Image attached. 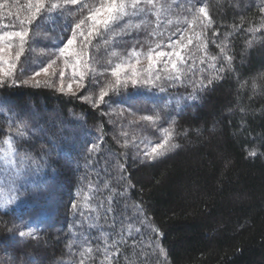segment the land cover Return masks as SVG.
<instances>
[{
	"label": "trees",
	"instance_id": "trees-1",
	"mask_svg": "<svg viewBox=\"0 0 264 264\" xmlns=\"http://www.w3.org/2000/svg\"><path fill=\"white\" fill-rule=\"evenodd\" d=\"M233 1L166 0L192 37L180 79L161 73L156 87L129 85L100 104L111 67L146 53L151 31L94 38L87 58L104 75L72 95L20 81L57 58L80 5L29 26L17 84L0 87V146L11 140L44 173L21 189L23 204L0 207V264H264V0ZM0 4V31L20 30L27 0ZM201 6L206 28L189 24ZM165 128L178 147L147 158Z\"/></svg>",
	"mask_w": 264,
	"mask_h": 264
},
{
	"label": "snow or ice",
	"instance_id": "snow-or-ice-1",
	"mask_svg": "<svg viewBox=\"0 0 264 264\" xmlns=\"http://www.w3.org/2000/svg\"><path fill=\"white\" fill-rule=\"evenodd\" d=\"M78 4L80 5L78 9L81 13L80 18L74 24L69 25L71 35L63 43V46L58 48L57 58L51 59L46 65L42 64L39 70L34 71L29 79L21 80V84L37 88L42 86L55 87L60 93L76 95L77 90L85 88L86 79L91 77L89 83L96 84L98 78L104 75L97 72L96 68L90 65L87 58L88 47L92 44L94 38L98 36L102 37L107 33L116 32V34H120L132 28L138 29L141 27V24L121 25L120 22L125 17H143L152 9H155L154 14L159 25L161 15L167 11L163 5H158L155 0H99V3L94 6H89L86 0H27L25 6L26 14L20 20V30L0 31V87L9 82L12 85L17 84L15 72L29 42V26H32L33 22L37 21L38 18H43L44 15H63V12L71 11L70 5ZM2 7L3 5L0 4V8ZM85 11L86 15L83 14ZM260 11L264 12V8H261ZM197 22H199L201 28H206L212 23L209 13L203 6L199 7L189 24L192 25ZM141 23H143V20ZM168 23L171 24L172 21L169 20ZM153 35H158V33H153ZM201 35L200 32H197L195 33V38L200 40ZM190 44H192V37L181 35L178 40L171 41L168 44L171 51L157 50L161 47L159 43L156 44L155 49L150 47L144 54L133 50L128 54L127 60H122L111 67L112 79L100 86L98 99L95 103L100 104L104 102L109 93H119L122 88L126 89L129 85L133 87H156L157 82L162 79L161 72L164 73V79L169 81L180 79L183 69L178 67V64L183 65L185 63V57L181 54V50L186 49ZM202 47L206 51L207 46L202 45ZM223 52L224 49L221 48V53ZM141 55L144 56L143 60L141 59ZM112 56H117V53L113 52ZM227 59L230 61L231 57H227ZM58 60L61 61L60 65L57 63ZM211 60L215 61L216 56H212ZM145 61L146 66L144 64ZM161 62H163V68L160 71H156L154 75L153 73L157 64ZM212 67L214 68L215 65L213 64ZM69 71L70 76L67 77V83H65L66 72ZM57 73L59 77L58 82H53L52 78L57 76ZM41 76L44 77L43 80L39 79ZM214 79L215 77L210 78L208 83H212ZM201 87H204L203 81H201ZM253 87L255 88V84H253ZM160 90L163 91V88ZM83 99L90 103L93 102L92 96H84ZM124 111L126 110L121 111L120 114L123 115ZM139 120L150 121L154 124L160 120V115L157 114L155 118L153 116H141ZM163 131V142L157 143L151 148L150 152H146L147 158L155 159L178 147L177 144L170 143L172 131L169 128H165ZM17 135L23 136V129H19ZM4 144L7 145V148L0 149V163H3L6 170H10V173L14 172L18 176L19 169L16 168L17 161L15 159L17 152L11 140H5ZM249 155L254 156L256 153L253 151ZM21 159H24V157H21ZM12 199H5L4 203L0 204V207H6L12 203ZM18 234L20 237H30L33 235L32 232L26 231H20Z\"/></svg>",
	"mask_w": 264,
	"mask_h": 264
},
{
	"label": "rangeland",
	"instance_id": "rangeland-1",
	"mask_svg": "<svg viewBox=\"0 0 264 264\" xmlns=\"http://www.w3.org/2000/svg\"><path fill=\"white\" fill-rule=\"evenodd\" d=\"M158 5H163L167 11L166 13L162 14L160 17L159 25L157 24V18L155 16V9L147 12L143 17L140 16H132V17H125L124 20L120 22L121 25L124 24H141V27L146 29L148 32L151 31L152 36H154L155 40L153 39V43L151 44V48L155 49L156 44L159 43L161 45L160 49L163 51H171L168 47V44L171 41L178 40L181 35H189V31L187 30V22L186 20L179 19L173 17V11L171 10V4H169V8L167 6L166 0H155ZM235 4L241 3L238 0L233 1ZM150 7V6H146ZM237 8V7H236ZM143 20V23L141 21ZM171 20L172 23L169 24L168 21ZM153 21V28L148 26V22ZM137 29L132 28L131 31ZM179 29V30H177ZM129 30V31H130ZM153 33H158V35H153ZM190 37V36H189ZM151 43V42H150ZM150 43L148 45H150ZM187 43V41H185ZM190 45H188L189 47ZM188 47L186 49L181 50V54L185 57ZM141 59H144V56H141ZM166 59V58H165ZM146 66V61L144 62ZM179 66V64H178ZM163 68V62L157 64L156 71H160ZM162 73V72H161ZM70 76V74H69ZM29 79V78H28ZM39 79L43 80L44 77L41 76ZM67 83V81H65ZM75 87V86H74ZM78 91V90H77ZM76 91V92H77ZM7 145L4 143L0 146V149H6ZM17 163L16 168L19 169V175H15L14 172L10 173V170H6L3 163H0V204H3L5 199H12V203L8 204L6 207H2L4 209L10 208H17L24 202V198L21 194V189L28 184L35 182L37 179L42 178L43 176V169H37L35 165L30 166V164L24 160L19 158L18 156L15 157ZM13 181H15L13 183ZM28 227L32 230V225L28 224ZM34 228V226H33ZM28 229L26 232H31Z\"/></svg>",
	"mask_w": 264,
	"mask_h": 264
}]
</instances>
